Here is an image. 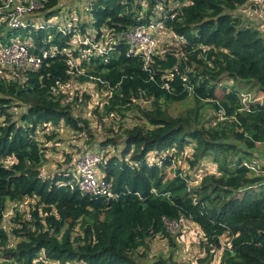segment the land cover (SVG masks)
Returning a JSON list of instances; mask_svg holds the SVG:
<instances>
[{
    "label": "trees",
    "instance_id": "trees-1",
    "mask_svg": "<svg viewBox=\"0 0 264 264\" xmlns=\"http://www.w3.org/2000/svg\"><path fill=\"white\" fill-rule=\"evenodd\" d=\"M59 1H40L43 20L60 14ZM139 1H91L90 30L133 31L145 23L138 20ZM144 1L149 15L163 0ZM177 1L185 6L165 25L182 44L165 45L163 56L145 64L120 41L107 55L81 61V74H68L61 53L71 48L73 33L31 25L5 32V24L0 26L2 41L5 33L30 42L32 53L58 52L36 72L0 74V264H34L40 257L35 264H145L139 251L156 236L173 247L168 224L180 218L197 232L193 240L204 252L197 264H211L219 252L218 264H264V166L250 168L257 146L264 149V105L244 106L240 97L246 83L264 93V41L239 11L251 0ZM79 33H87L85 23ZM85 48L74 47L73 56ZM74 79L108 93L102 104L107 117L135 109L143 121L125 129L118 141L111 137L99 144L102 152L113 148L101 170L115 198L81 194L67 173L41 174L45 144L55 135L41 140L39 129L62 124L77 134L89 130L87 119L75 114L76 99L67 101L59 89ZM222 80L232 85H220ZM188 99L192 109L169 115V105ZM12 109L23 111L16 115ZM188 147L190 169L206 158L217 164V173L195 186L178 169L172 178L165 173ZM151 153L158 161L150 164ZM27 200L33 203L26 216L16 207L9 227L2 224L7 204ZM155 264L183 263L168 258Z\"/></svg>",
    "mask_w": 264,
    "mask_h": 264
},
{
    "label": "built area",
    "instance_id": "built-area-1",
    "mask_svg": "<svg viewBox=\"0 0 264 264\" xmlns=\"http://www.w3.org/2000/svg\"><path fill=\"white\" fill-rule=\"evenodd\" d=\"M0 6V26L5 24V32L27 28L31 25L34 29H45L52 26L53 22H58V31L62 34L73 33L69 43L71 48L61 52L65 57L68 66V74H81L78 67L83 60H88L92 55L105 56L113 46L120 41H125L129 47L128 54L138 55L144 59L145 64L149 63L154 55L163 56L165 54V45L182 44V37H176L168 28L165 22L172 20L177 8L182 5L174 0L173 7H170L165 0L156 4L148 15V4L146 1H139L141 9L138 11V20H145V23L136 27L133 31L126 33L112 34L110 30L102 27L99 31H89L85 35L79 33L80 19L75 10L63 13L60 17H54L47 21H30L27 17L36 11L42 9L41 0H1ZM164 2V3H163ZM246 24L257 27L264 41V0H256L252 7L242 11ZM30 23V24H29ZM255 23V24H254ZM55 27V26H54ZM0 39V74L21 73L24 71H38L43 62L54 57L58 52L56 49L42 50L39 53H32L30 42L20 41L18 38H6L5 33H1ZM79 45L87 46L80 50L77 57L73 56L74 47ZM69 81L59 89L66 94L65 88L72 85ZM242 104L247 106L251 102L250 94H241ZM67 101L73 100L72 95H68ZM255 101V100H253ZM222 119V118H221ZM163 158L166 154L162 155ZM107 158L103 152H95L91 149L83 151L77 159L73 160L75 185L81 194H87L94 197H104L107 199L115 198L112 192L110 181L104 179V172L101 170L106 163ZM8 163L10 160L7 161ZM245 165V164H244ZM253 165L250 168L253 169ZM44 177L46 175H43ZM14 205L10 208V210ZM7 215V214H6ZM5 215V216H6ZM191 225L189 221L180 218L178 222L169 223L168 229L178 230L186 225ZM197 234V232H196ZM197 236V235H196ZM42 257L34 261L39 262ZM219 258L217 259L218 264Z\"/></svg>",
    "mask_w": 264,
    "mask_h": 264
},
{
    "label": "rangeland",
    "instance_id": "rangeland-1",
    "mask_svg": "<svg viewBox=\"0 0 264 264\" xmlns=\"http://www.w3.org/2000/svg\"><path fill=\"white\" fill-rule=\"evenodd\" d=\"M91 1L93 0H60L57 8H60L61 10L57 17L62 16L63 13L75 10L80 19L78 27H80L81 23H85L88 33L91 31L89 28L90 17L88 15V7ZM173 4L174 0H168V5L170 7H173ZM41 14L42 13L36 11L29 14L27 18L33 22L40 21L42 20ZM52 26L58 27V22H53ZM220 85L231 86L232 82L229 80H222ZM95 86L96 85L93 82L79 83L74 79L73 84L65 88L66 94L72 95L73 100L76 99L75 114L81 118L87 119L89 124L88 131L77 134L61 124L55 129L50 127L44 130L39 129L36 132L37 137L41 140H44V135H55L52 141L45 144L46 163L41 169L42 176H53L56 174L67 173L69 174V177L75 181L73 160L77 159L83 151L91 149L95 152H102L99 148V144L104 141L105 138L114 137L118 141L125 129L143 123L139 112L135 109L129 112H123L122 114H111L107 117V115L103 113L102 104L104 100L106 101L108 93L106 91L103 93L97 92ZM221 87H218L215 92L216 96L219 98L223 95ZM240 88L241 94H250L251 102L264 105V93L260 92L257 88L247 83L243 84ZM242 96L243 95H240L241 100ZM141 106L147 108L148 103L141 102ZM193 107V100L188 99L181 103L169 105L167 111L170 116L175 117L185 113ZM11 111L16 115H19L23 110L12 109ZM206 112H208L207 109L201 111V114H205ZM103 151H107L103 152L107 159L114 153L113 148L111 147H107ZM154 155L155 153L149 155L147 159L148 163L151 164L158 161L156 160V157H153ZM190 155L191 149L188 147L185 154L174 159L171 167L166 169L165 173L167 177L172 178L173 172L178 169L184 175H189L191 184L195 186L199 184L205 175L217 173V164L211 161L210 158L204 159L195 169H190L186 162V158ZM252 159L251 165L256 169L264 166V149L261 146L258 145L256 150L252 153ZM30 203L33 202L27 200L25 204L19 206L15 205L12 208V211L17 207L18 209L25 211L26 213L24 212L23 215L26 216L27 211L29 212L31 210V206L29 207ZM11 205L12 203L7 204V209L5 211L7 215L4 216L2 222L6 227H9V221L12 216V211L10 210ZM170 232L174 237L175 245L173 247L169 246L167 239H164L161 236H156L154 239L147 242V246L144 250L141 249L139 251V256L142 257L145 255L144 258L139 257V260L145 264H155L159 259L166 260L171 258L177 263L197 264V260L204 257V252L199 244L193 240L196 238V232L192 225L188 224L182 229L174 231L170 229ZM182 234L184 236H181ZM221 241L222 244H224L226 239L223 238ZM219 253L217 256L220 255ZM70 264L81 263L73 262ZM211 264H217L216 257Z\"/></svg>",
    "mask_w": 264,
    "mask_h": 264
},
{
    "label": "crops",
    "instance_id": "crops-1",
    "mask_svg": "<svg viewBox=\"0 0 264 264\" xmlns=\"http://www.w3.org/2000/svg\"><path fill=\"white\" fill-rule=\"evenodd\" d=\"M255 1H256V0H251L247 5H245L241 10H239L240 13L242 14V11H243L244 9L248 8V7H252V6L254 5ZM239 11H238V12H239ZM246 23H247V22H246ZM254 24H255V23H254ZM219 257H220V255H219V256L216 255V259H218Z\"/></svg>",
    "mask_w": 264,
    "mask_h": 264
}]
</instances>
